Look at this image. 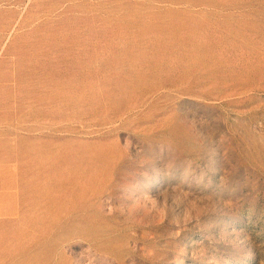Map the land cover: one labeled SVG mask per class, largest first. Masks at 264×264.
<instances>
[{
  "label": "rangeland",
  "instance_id": "374dc122",
  "mask_svg": "<svg viewBox=\"0 0 264 264\" xmlns=\"http://www.w3.org/2000/svg\"><path fill=\"white\" fill-rule=\"evenodd\" d=\"M0 264H264V0H0Z\"/></svg>",
  "mask_w": 264,
  "mask_h": 264
}]
</instances>
